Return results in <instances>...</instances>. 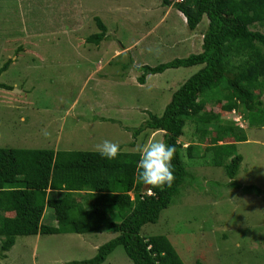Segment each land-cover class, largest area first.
Wrapping results in <instances>:
<instances>
[{
  "label": "rangeland",
  "instance_id": "rangeland-1",
  "mask_svg": "<svg viewBox=\"0 0 264 264\" xmlns=\"http://www.w3.org/2000/svg\"><path fill=\"white\" fill-rule=\"evenodd\" d=\"M161 5L160 0H0V69L9 62L0 83L12 87L0 88V148L98 152L96 145L107 139L135 152L150 136L164 141L161 132L135 136V130L150 115L161 116L197 68L169 69L139 83L143 64L155 67L194 52L187 49L192 33L175 10L170 14ZM98 20L107 38L87 43L100 33ZM206 23L193 34H201ZM208 105L232 121V112ZM241 116L243 128L237 125L249 141L236 146L243 157L238 186L212 152L193 160L185 148V185L158 223L142 228L144 237L165 235L184 264H264V127L250 128ZM184 132L182 144L197 142L194 123ZM212 137L204 138L210 144ZM52 213L44 216L49 225L55 223ZM116 236L108 230L20 236L6 253L0 238V264L88 260ZM103 264L134 263L119 246Z\"/></svg>",
  "mask_w": 264,
  "mask_h": 264
},
{
  "label": "trees",
  "instance_id": "trees-1",
  "mask_svg": "<svg viewBox=\"0 0 264 264\" xmlns=\"http://www.w3.org/2000/svg\"><path fill=\"white\" fill-rule=\"evenodd\" d=\"M160 1L164 7L172 5L182 13L191 35L207 21L201 32V52L139 68L141 85L149 75L197 68L173 93L163 114L150 115L135 130V136L147 130L163 132L164 142L175 145L173 186L160 189L137 182V152L121 151L117 159L108 160L90 151L0 148L2 253L9 252L20 236L97 234L108 230L117 236L100 246L93 258L71 264H103L119 246L134 264H184L165 235L144 237L141 231L148 224L158 223L161 213L186 183L184 144L180 139L190 122L195 125V137L205 129L213 130L208 149L218 164L226 167L231 185L238 186L234 179L243 157L236 155L235 143L247 140L245 131L235 122L222 119L223 115L208 108V104L221 105L225 112H238L250 128L264 127V0ZM97 24L100 33L88 37L87 43L100 44L107 38L105 24L101 20ZM8 65L0 69V76ZM0 88L12 90L1 83ZM196 149L194 144L185 149L190 159ZM245 189L256 190L253 186ZM148 190L152 195L146 193ZM255 193L262 196L260 190ZM79 194L83 198L78 203L75 196ZM49 209L55 220L51 225L44 220ZM194 264L203 263L198 260Z\"/></svg>",
  "mask_w": 264,
  "mask_h": 264
},
{
  "label": "clouds",
  "instance_id": "clouds-1",
  "mask_svg": "<svg viewBox=\"0 0 264 264\" xmlns=\"http://www.w3.org/2000/svg\"><path fill=\"white\" fill-rule=\"evenodd\" d=\"M43 134L48 135L46 130ZM96 150L108 160L117 159L122 151L118 143L107 139L98 143ZM134 150L139 154L136 169L137 182L151 186V188L163 189L173 186L176 179L173 165L175 145H169L162 139H153L150 136L146 141L137 143Z\"/></svg>",
  "mask_w": 264,
  "mask_h": 264
},
{
  "label": "crops",
  "instance_id": "crops-1",
  "mask_svg": "<svg viewBox=\"0 0 264 264\" xmlns=\"http://www.w3.org/2000/svg\"><path fill=\"white\" fill-rule=\"evenodd\" d=\"M162 6V5H161ZM165 8V7H164ZM166 8H169L170 9V14H172V11L173 10H175V12L173 13L174 15H177V18L179 19V20H182V22L185 24V26L187 27V23H186V19H185V17L182 15V13L181 12H179L178 10H176V9H174V7L172 6V5H170V6H167ZM167 12V11H166ZM168 15H169V12H168V14L166 13V15L164 14V18L163 19H165L166 17H168ZM181 18V19H180ZM206 21V20H205ZM204 21V22H205ZM199 28H200V26H199ZM196 32V31H195ZM201 39V40H200ZM201 41V42H200ZM132 47V46H131ZM131 47H128V48H131ZM201 47H202V35L201 34H193V35H191V34H189V38H188V41H187V49H189V51L190 50H192V51H194V52H190V54L189 55H191V54H197V53H199V52H201ZM130 50V49H129ZM188 55V56H189ZM183 57H186V56H183ZM108 62V61H107ZM142 66H146V65H142ZM98 70H102V66H100L99 67V69ZM149 76H152V77H154V75H149ZM148 76V77H149ZM157 76V75H156ZM222 119H226L225 117H223L222 116ZM212 131L213 130H211V129H205V130H203V131H201V133H200V135L198 136V138H197V142H194V143H183L184 144V149L185 148H187L190 144H194V145H197V149L195 150V152H194V156H195V158H200V157H204V155L205 154H209L210 152H212L211 150H209L208 149V147L211 145V144H209L208 142H206V140H205V136H209V135H211V134H213L212 133ZM157 133H160V132H157ZM162 134H164L163 132H161ZM246 138H247V136H246ZM249 140H248V138H247V140L246 141H242V142H248ZM242 142H236L235 144H236V146L239 144V143H242ZM230 143V142H229ZM220 144H223V142H221ZM213 153V152H212ZM194 156H193V160L195 159L194 158ZM216 159H217V157H216ZM218 160V159H217ZM218 163H219V160H218ZM218 165V164H217ZM235 180V179H234ZM49 192V191H48ZM132 195V194H131ZM75 198H78L77 200H76V202L78 201V203L79 202H81V200H82V198H83V194H79V195H77V196H75Z\"/></svg>",
  "mask_w": 264,
  "mask_h": 264
},
{
  "label": "built area",
  "instance_id": "built-area-1",
  "mask_svg": "<svg viewBox=\"0 0 264 264\" xmlns=\"http://www.w3.org/2000/svg\"><path fill=\"white\" fill-rule=\"evenodd\" d=\"M184 0H174V3H182ZM233 114V117H232V121L235 122L236 124H238L240 127L243 128V125L242 124H239L241 121V119H243V117L236 111H233L232 112ZM229 120V119H228ZM148 195H152V191L151 190H148L146 192Z\"/></svg>",
  "mask_w": 264,
  "mask_h": 264
}]
</instances>
